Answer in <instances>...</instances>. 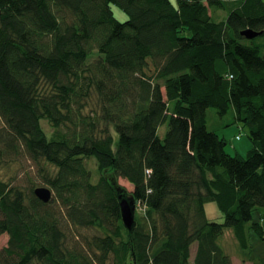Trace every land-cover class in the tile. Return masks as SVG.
Returning <instances> with one entry per match:
<instances>
[{
    "label": "trees",
    "instance_id": "obj_1",
    "mask_svg": "<svg viewBox=\"0 0 264 264\" xmlns=\"http://www.w3.org/2000/svg\"><path fill=\"white\" fill-rule=\"evenodd\" d=\"M0 9V165L27 158L52 192L43 202L34 182L0 178V264H232L225 228L242 249L250 229L264 240L263 225L248 226L264 206V41H255L264 0H0ZM230 106L251 140L246 156L207 128L209 107ZM118 177L140 210L130 233ZM209 201L222 222L207 219Z\"/></svg>",
    "mask_w": 264,
    "mask_h": 264
},
{
    "label": "rangeland",
    "instance_id": "obj_2",
    "mask_svg": "<svg viewBox=\"0 0 264 264\" xmlns=\"http://www.w3.org/2000/svg\"><path fill=\"white\" fill-rule=\"evenodd\" d=\"M171 1L174 2L175 0ZM113 11L114 15L119 20H125L127 18L126 14L117 6H113ZM255 41L257 43H262L264 37L258 36L255 38ZM261 52L264 53V47L261 48ZM40 124L44 131L49 135L51 132L49 124L45 120H42ZM207 128L208 130L216 132L220 137H223L227 141L225 150L229 154L234 155L235 153H239L243 156L247 155V152L251 147V140L246 127L235 120L234 109L232 106H230L227 112L223 115H220L216 108L209 107L207 109ZM166 129V123L159 126L158 134L160 137H163ZM89 167L94 175V180H97L100 173L97 169L95 159L92 158L89 160ZM37 176L34 164L23 156L15 161L6 162L0 165V178L18 184L21 188L26 189L32 182H34V186H48L43 184ZM116 182L127 192L132 190V186L126 179L118 177ZM204 208L208 220L217 222L223 221V213L218 209L214 201L206 202ZM137 213H140L138 207H136V214ZM253 221L259 222L264 226V206L253 209L252 217L248 226L251 225V222ZM7 238L8 236L5 233L0 235V248L6 245ZM249 239L251 244L250 247L248 249H242L238 246L232 229L225 228L224 233L220 238V244L228 253H230L232 264H250V262L243 260V258H245L244 255H249L251 257L264 256V240L259 238L253 229H250L249 231Z\"/></svg>",
    "mask_w": 264,
    "mask_h": 264
},
{
    "label": "water",
    "instance_id": "obj_3",
    "mask_svg": "<svg viewBox=\"0 0 264 264\" xmlns=\"http://www.w3.org/2000/svg\"><path fill=\"white\" fill-rule=\"evenodd\" d=\"M0 19H1V9H0ZM241 34L246 38H254L259 34V32L252 29H244L241 31ZM115 195L118 200L121 220L124 227L130 233L135 226V212H136V203L133 197L129 196L127 191L123 188L121 191L115 190ZM34 194L43 202L49 201L51 198V190L46 186H37L34 188Z\"/></svg>",
    "mask_w": 264,
    "mask_h": 264
},
{
    "label": "bare ground",
    "instance_id": "obj_4",
    "mask_svg": "<svg viewBox=\"0 0 264 264\" xmlns=\"http://www.w3.org/2000/svg\"><path fill=\"white\" fill-rule=\"evenodd\" d=\"M217 134V133H216Z\"/></svg>",
    "mask_w": 264,
    "mask_h": 264
}]
</instances>
